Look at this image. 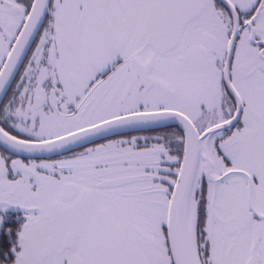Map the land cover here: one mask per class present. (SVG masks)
<instances>
[{"label":"snow or ice","instance_id":"1","mask_svg":"<svg viewBox=\"0 0 264 264\" xmlns=\"http://www.w3.org/2000/svg\"><path fill=\"white\" fill-rule=\"evenodd\" d=\"M0 264H264V0H0Z\"/></svg>","mask_w":264,"mask_h":264}]
</instances>
